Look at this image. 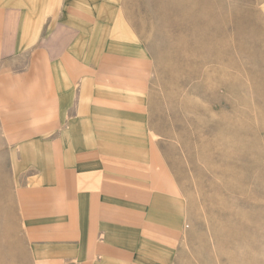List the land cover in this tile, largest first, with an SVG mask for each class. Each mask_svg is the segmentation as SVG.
I'll return each instance as SVG.
<instances>
[{"label":"crops","instance_id":"1","mask_svg":"<svg viewBox=\"0 0 264 264\" xmlns=\"http://www.w3.org/2000/svg\"><path fill=\"white\" fill-rule=\"evenodd\" d=\"M121 0H0V166L25 264H199Z\"/></svg>","mask_w":264,"mask_h":264},{"label":"rangeland","instance_id":"2","mask_svg":"<svg viewBox=\"0 0 264 264\" xmlns=\"http://www.w3.org/2000/svg\"><path fill=\"white\" fill-rule=\"evenodd\" d=\"M117 7L154 60L159 140L184 186L198 263L264 264V0ZM1 179L0 264H25Z\"/></svg>","mask_w":264,"mask_h":264}]
</instances>
